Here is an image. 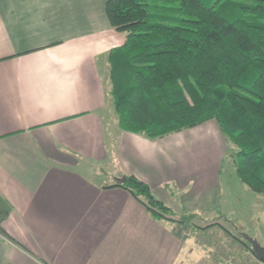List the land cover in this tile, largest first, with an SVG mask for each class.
I'll return each mask as SVG.
<instances>
[{
  "label": "crops",
  "instance_id": "obj_1",
  "mask_svg": "<svg viewBox=\"0 0 264 264\" xmlns=\"http://www.w3.org/2000/svg\"><path fill=\"white\" fill-rule=\"evenodd\" d=\"M107 1L0 0V264H264L221 220L196 221L219 187L216 122L157 140L119 127L108 55L126 36ZM107 162L176 221L88 174Z\"/></svg>",
  "mask_w": 264,
  "mask_h": 264
},
{
  "label": "trees",
  "instance_id": "obj_2",
  "mask_svg": "<svg viewBox=\"0 0 264 264\" xmlns=\"http://www.w3.org/2000/svg\"><path fill=\"white\" fill-rule=\"evenodd\" d=\"M106 14L126 36L108 55L119 127L157 140L214 121L228 150L222 165L232 159L264 194V0H108ZM126 178L113 186L155 220L176 221L149 184Z\"/></svg>",
  "mask_w": 264,
  "mask_h": 264
},
{
  "label": "rangeland",
  "instance_id": "obj_3",
  "mask_svg": "<svg viewBox=\"0 0 264 264\" xmlns=\"http://www.w3.org/2000/svg\"><path fill=\"white\" fill-rule=\"evenodd\" d=\"M110 108L114 110V106L110 105ZM214 124L213 122L210 123V127L207 128L212 134L218 128ZM211 126H214L215 129ZM221 141L225 142L223 139ZM223 148H225V157L228 154L226 143H223ZM220 156H222V153ZM119 173V170L109 162L104 165L101 163L96 172H88L92 178L101 182H111L119 179L117 178ZM207 195L213 198V202L210 204L211 208H209L211 213L209 212L206 219H196L197 222L214 223L221 220L228 229L236 230L240 235L247 234L251 237H257L264 245V199H260L264 198V194L253 192L240 180L232 159L226 158L223 161L219 176V187L213 188L211 194L208 193Z\"/></svg>",
  "mask_w": 264,
  "mask_h": 264
},
{
  "label": "water",
  "instance_id": "obj_4",
  "mask_svg": "<svg viewBox=\"0 0 264 264\" xmlns=\"http://www.w3.org/2000/svg\"><path fill=\"white\" fill-rule=\"evenodd\" d=\"M127 180L126 177H123L121 179H119L118 181L125 183ZM247 241L248 243L251 245L253 251L255 252V254L264 262V247L258 242L257 239L247 235V234H243L242 235Z\"/></svg>",
  "mask_w": 264,
  "mask_h": 264
}]
</instances>
